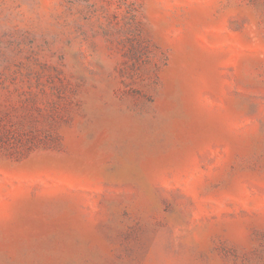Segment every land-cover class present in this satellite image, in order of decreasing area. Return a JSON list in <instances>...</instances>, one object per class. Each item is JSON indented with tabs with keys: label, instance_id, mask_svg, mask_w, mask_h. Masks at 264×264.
I'll return each mask as SVG.
<instances>
[{
	"label": "rangeland",
	"instance_id": "374dc122",
	"mask_svg": "<svg viewBox=\"0 0 264 264\" xmlns=\"http://www.w3.org/2000/svg\"><path fill=\"white\" fill-rule=\"evenodd\" d=\"M0 264H264V0H0Z\"/></svg>",
	"mask_w": 264,
	"mask_h": 264
}]
</instances>
